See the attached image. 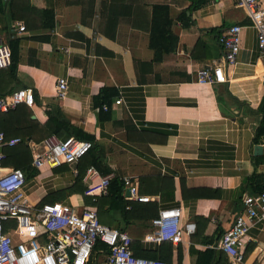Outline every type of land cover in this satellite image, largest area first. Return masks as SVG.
<instances>
[{
	"label": "crops",
	"instance_id": "obj_1",
	"mask_svg": "<svg viewBox=\"0 0 264 264\" xmlns=\"http://www.w3.org/2000/svg\"><path fill=\"white\" fill-rule=\"evenodd\" d=\"M0 1V36L14 39L17 46L13 76H4L0 89L32 91L30 106L16 105L2 117L0 112V131L18 137L30 153L45 138L61 139L63 132L46 135L48 117L55 113L73 128L68 136L90 141L96 159L90 165L101 175L112 172L136 181L147 174L171 177L172 192L163 200L159 194H144L155 213L158 207L177 206L179 223L194 224L178 244L168 243V254L160 243L142 240L152 217L124 219L111 210L100 222L124 231L135 256L192 264L191 251L215 249L219 234L241 208V196L264 188V133H254L261 117L257 106L264 91V56L244 11L232 0L199 5L191 0H131L143 24L132 28L129 16H123L111 39L98 29L107 15V0H92L91 6L80 0H28L33 9L25 10L14 0L15 19L8 0ZM259 1L264 9V0ZM156 4L167 6L175 41L155 60L149 41L154 17L163 11L153 8ZM148 20L147 33L143 27ZM14 21L25 26L23 31H16ZM235 23L241 26L239 51L233 64L222 67L224 81L196 83V70L219 59L216 36ZM57 77L66 81L62 98L54 95ZM115 99L120 103L114 104ZM3 149V157L15 153ZM75 163L36 169L23 186L28 200L37 203L45 194L69 187ZM179 180L192 192L181 191ZM56 201L83 205L76 193ZM246 236L241 264H259L264 219L253 220ZM93 260L103 264L104 255L94 254L88 264Z\"/></svg>",
	"mask_w": 264,
	"mask_h": 264
},
{
	"label": "built area",
	"instance_id": "obj_2",
	"mask_svg": "<svg viewBox=\"0 0 264 264\" xmlns=\"http://www.w3.org/2000/svg\"><path fill=\"white\" fill-rule=\"evenodd\" d=\"M239 6L255 30V43L264 56V9L259 0H232ZM16 31L23 25L13 22ZM241 26L230 24L216 36L220 47L219 59L202 66L195 72V82L213 84L224 81L222 67L231 65L239 51ZM66 51V49H63ZM9 48L0 36V69L9 66ZM66 81L55 79L54 95L62 98L66 92ZM119 104L120 99H115ZM18 104L30 106L32 91L21 88L0 96V112ZM105 109L104 105H101ZM20 139L0 131V149L16 145ZM91 143L72 136L56 139L45 138L40 149L30 152V166L34 169L53 168L61 164L76 162L90 148ZM3 154L0 151V160ZM75 174V171H72ZM114 173L100 174L91 166L84 169L81 181L82 195L91 201L106 193L109 180ZM123 199L148 202L150 197L137 191V181L132 176H120ZM25 177L22 170L0 165V264H87L96 241L106 246L103 264H182L179 262L135 256L130 250V237L121 230L102 224L97 220L93 208L75 206L69 201H51L40 205L28 200L23 191ZM127 191L125 194L124 191ZM241 208L229 219L219 234L215 249L225 254L232 264H241L247 241L246 229L253 220L264 219V188L244 193L240 198ZM125 209L129 206L125 205ZM180 209L177 206L158 207L150 219V229L143 236L145 242H168L176 245L182 234L192 233L194 224L179 223ZM264 264V257L259 261Z\"/></svg>",
	"mask_w": 264,
	"mask_h": 264
},
{
	"label": "trees",
	"instance_id": "obj_3",
	"mask_svg": "<svg viewBox=\"0 0 264 264\" xmlns=\"http://www.w3.org/2000/svg\"><path fill=\"white\" fill-rule=\"evenodd\" d=\"M28 0H16V3H19L20 8L22 10L25 9H33L28 2ZM103 1V0H102ZM101 2V7L104 6ZM194 1L195 5H199L205 0H191ZM14 0H8L9 4V11L12 18L15 19L17 17L16 15H13L12 13V7H13ZM88 3L89 6L92 4V0H80L77 1V3ZM2 7L1 1H0V8ZM135 7L131 0H107V15L105 16V20H103V24L100 28L98 26V29L101 30L100 32L104 35H106L108 38L113 39L115 35V30L117 28L118 22L120 18L123 16H129L128 22L130 23V27L136 28L139 27L140 19L139 16L136 15V9H132ZM196 7V6H194ZM153 8H158V10H163L162 12L158 13L154 17V38L149 41V46L153 48L154 52L157 53L155 55V60L158 58V54L161 52H167L169 49L172 48L173 43L175 41V38L171 35L169 26L171 21L168 18L166 9L167 6L165 4H156L153 5ZM48 14H45L48 17H51V12H46ZM102 14V12H101ZM140 21V22H139ZM142 23V22H141ZM143 24V23H142ZM40 26V25H39ZM149 20L145 22V25L143 27V30L148 33L149 29ZM25 27V26H23ZM45 27H49L46 26ZM107 29V31L105 30ZM8 48H9V57H10V63L9 66H7L4 69H0V84L3 83V77H12L16 60H17V46L14 39L7 38L6 41ZM263 86H264V80H263ZM12 90L4 91L3 89H0V96L1 95H7ZM19 105V104H18ZM6 112H2L3 115H6ZM257 111L260 113V122L258 126L255 128L254 133L262 134L264 133V91L261 96V99L257 106ZM53 124V125H52ZM47 125H51V128L49 131L46 132L47 134L53 133L58 134V132H63L62 135H60V138L68 137L71 131H73V128L68 125L66 121H64L59 115H49ZM87 139L90 138L89 136H85ZM31 139V137H29ZM13 150L15 153H11L9 155H6L5 157L1 158L0 165L2 167L11 166L13 168H19L22 170L23 175L25 179H28L36 174V169L32 168L30 166V153L28 149L23 145L21 141H19L16 145L12 147H4V149ZM3 149V150H4ZM90 148L88 151L83 154L79 159H77L75 163V174L73 178V182L71 185L65 189H61L58 191H53L50 193L45 194L38 202L37 205H40L44 202H51L56 200H62V198L66 194H80L82 197V202L85 207L93 208L97 220L99 222H102L104 219L103 216L107 212H110L111 210H117L119 214L124 219H149L154 216L155 210H154V203L153 202H134V201H127L123 199V189H122V183L120 180V176L115 175L109 180V183L107 185L106 193L104 195H99L94 198L93 201L90 200L89 197L83 196L82 191L84 189V185L81 181L84 169L88 166H91L90 164H93L96 160L93 156V154L90 153ZM66 164H61L55 168L64 169ZM108 171V170H107ZM103 173V172H100ZM179 187L180 190L183 191H191L187 190L183 186L182 180H179ZM173 185H172V179L169 176L166 175H158V174H147L143 176H139L137 179V191L140 194H159V197L161 200L164 199L166 193L172 192ZM193 192H197L195 189ZM199 195V194H196ZM128 205L129 209H124V206ZM160 245L164 247L165 252L168 254L169 252V244L168 242H160ZM107 252L106 246L96 241L94 246L92 247L90 257L88 259H91V257L94 254L102 253L104 256ZM191 254L194 256L192 264H232L227 260V257L223 252H221L218 249L213 248H206L201 251L194 250L191 251ZM87 262V264H88Z\"/></svg>",
	"mask_w": 264,
	"mask_h": 264
},
{
	"label": "rangeland",
	"instance_id": "obj_4",
	"mask_svg": "<svg viewBox=\"0 0 264 264\" xmlns=\"http://www.w3.org/2000/svg\"><path fill=\"white\" fill-rule=\"evenodd\" d=\"M93 264H100L98 260H93Z\"/></svg>",
	"mask_w": 264,
	"mask_h": 264
},
{
	"label": "water",
	"instance_id": "obj_5",
	"mask_svg": "<svg viewBox=\"0 0 264 264\" xmlns=\"http://www.w3.org/2000/svg\"><path fill=\"white\" fill-rule=\"evenodd\" d=\"M125 194L127 193V191L125 190V192H124Z\"/></svg>",
	"mask_w": 264,
	"mask_h": 264
}]
</instances>
